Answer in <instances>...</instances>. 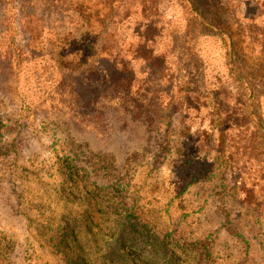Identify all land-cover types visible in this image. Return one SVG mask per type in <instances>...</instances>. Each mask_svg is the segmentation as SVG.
Returning <instances> with one entry per match:
<instances>
[{
	"label": "rangeland",
	"instance_id": "obj_1",
	"mask_svg": "<svg viewBox=\"0 0 264 264\" xmlns=\"http://www.w3.org/2000/svg\"><path fill=\"white\" fill-rule=\"evenodd\" d=\"M76 1L16 0L17 23L10 24L12 15L0 4V264H264V185L252 189L258 161L234 155L243 186L237 177L221 179L220 159L208 175L207 160L216 154L203 152L194 135L198 128L206 137L210 120L217 119L208 117L215 114L213 105L185 122L194 127L186 141L178 134L185 129L173 120V145L169 154L162 152L163 162L157 158L154 125L161 116L163 127L171 122L174 101L180 104L183 93L177 84L182 63L187 65L186 25L192 23L183 2L112 4L114 34L103 44H115L120 59L133 63L131 100L138 105L118 106L101 84L84 107L75 92L94 78L87 60L94 56L65 51L78 40L87 45ZM82 1L99 8L94 0ZM257 1L231 0V12L206 9L231 37L233 57L218 37L190 25L197 28L190 37L198 43L207 95L218 81L233 85L231 67L246 63L260 68L256 91L264 97V14L255 19ZM150 9L156 20L150 21ZM16 48L19 56L11 51ZM143 54L144 63L134 61ZM228 94L238 102L225 109L227 127L239 125L247 138L263 140L264 98L253 111L242 84ZM150 106L159 118L147 116ZM261 122L260 132L254 126ZM197 173L206 174L198 188ZM246 197L257 199V207ZM203 241L211 243L210 257L199 245Z\"/></svg>",
	"mask_w": 264,
	"mask_h": 264
},
{
	"label": "trees",
	"instance_id": "obj_2",
	"mask_svg": "<svg viewBox=\"0 0 264 264\" xmlns=\"http://www.w3.org/2000/svg\"><path fill=\"white\" fill-rule=\"evenodd\" d=\"M15 1L16 0H0V4L4 7L3 10L6 13H10L12 15V19H8L7 22L14 23L16 22L17 14L15 9ZM23 1V0H19ZM25 3L29 5L32 0H24ZM96 3L99 4V8L91 7L90 3L83 2L82 0H77L75 2V9L74 12L78 15L83 27L86 29V39L87 45L83 46V44L79 43L80 40L76 41L75 44L70 45L68 49H65L67 52L68 50H72V53H75V56H82L79 55V52L84 50L86 53H90L89 55L94 56L88 60V69L93 67V70L89 71V73H93L92 80H85L83 83H80V89L78 92H75L78 99L81 100L84 107H88L91 104L90 95L94 96L98 91L99 87L104 86L105 90L110 93L111 96H116L114 100L117 101L118 106L125 105L128 107H132L136 105V101L131 100V96L133 94V88L135 85V71L128 67L132 66V62L130 61H122L120 59L121 52L118 50V47L115 44L109 45V48L106 47L103 42L104 38L112 36L113 33V25L115 24L114 17L111 14V7L112 4L116 2V0H94ZM181 3L183 2L184 7L187 9L188 19L193 25L199 24L203 30L208 31L211 33L212 36L218 37L221 41H223V49L225 50V54L228 57H233L234 55V47L233 41L231 37L221 31L219 29L218 23L215 21L214 17H211L209 11L206 9H212L213 5L218 8L224 7L225 10L233 11L231 9V3L226 1L225 3L223 0H179ZM121 0L117 1L120 3ZM152 7V6H151ZM153 8V7H152ZM256 11L258 14L255 16V19H260L261 16L264 14V0H258L256 5ZM160 10V9H159ZM159 10H155L158 12ZM153 9H150L152 12ZM219 12V11H218ZM150 21H153L156 17V14H153ZM16 17V18H15ZM156 20V19H155ZM17 23V22H16ZM15 23V26L17 24ZM192 23H188L186 25L189 26V29L186 33V40L184 41L183 45V59L187 58V65L193 62L190 67L181 65V71L184 75H181L180 80L177 84V89L179 92L183 90L181 93L180 104L178 103V99L174 101V106L172 107V114L170 116L171 122H169L166 127L162 125L163 117H160L159 122L154 125V130L157 132L159 136V144H158V154L157 158L159 157L160 162H163L164 157L162 152L165 154H169V150L171 149L173 143L171 140L175 138V131L173 130L174 121L176 124H181L183 126L182 129H185V133L182 132L181 128L178 131V134H183L182 137L184 141L190 135L191 130L194 129L192 126L185 125L187 120L195 118L199 115L201 109L206 110V107L210 104L213 105V111L215 114H208V117L213 118L217 116L216 121L213 119L210 120L208 132H206V137L203 139L200 134L198 128L194 129V135L196 136V140L198 142V146L202 148L203 152L208 153H215L216 156L208 159V167L210 168L208 175L212 174L217 165L216 160L220 159L222 162V166L218 165L220 168V175L221 179H223L226 175L229 176L230 180L232 177H237L238 180L240 178L238 168H235L236 162H233L234 155L248 157L250 160H256L258 163L256 164V176L253 183L254 189L257 185L256 184H263L264 185V163H261L260 160L264 159V139L261 140L258 137H251L247 138L244 134L245 132L241 129L239 125H228V118L226 110L228 107L231 106L232 103L238 102L237 97L230 96L228 92L232 93L233 91L239 92V84L244 86V89L249 92L251 98L253 99V111H255V107L261 108V100L264 98L262 95H259V91L256 87L255 79H262L260 77V68L255 65L248 66L246 63L238 65H233L231 70H234L237 75V80L235 83L230 84V81H218L211 85L212 91L211 95H207V90L205 87V80L201 76V71H204V67L200 66L201 61L198 60V55L196 53V49L198 48V43H195V38L190 36L196 35L197 28L193 29L190 28ZM263 24V23H262ZM10 27V26H9ZM9 27L5 30V35L9 33ZM150 30H148L147 35L149 34ZM218 33V34H217ZM139 38V37H138ZM29 39V42H32ZM14 47V43L12 44ZM143 47L141 48V52ZM14 53L21 54L17 48L11 50ZM25 52V51H23ZM32 54V51L27 52ZM137 56V53H135ZM146 55V54H145ZM145 55H142L140 59H134V61L142 60L145 62ZM45 57L43 53H41L40 58ZM84 58V56H82ZM236 60V59H235ZM234 60V63H235ZM92 63V65H91ZM101 63L105 65H101ZM98 65V66H97ZM97 66V67H96ZM99 74L100 79L95 74ZM97 77V79L95 78ZM236 78H234L235 80ZM250 87V88H249ZM186 89V90H184ZM131 92V93H130ZM178 92V93H179ZM139 96V93H136ZM220 94V96H219ZM239 97V93H237ZM112 98V97H111ZM138 98V97H137ZM113 104V103H111ZM138 105V104H137ZM150 112L147 116H154L155 119L159 118V114L157 108H153L150 106L149 109L146 110ZM210 112V111H208ZM174 120V121H173ZM183 122V124L181 123ZM227 124V125H226ZM261 123H258L254 126V128L259 129L261 132ZM180 126V125H179ZM170 132L164 133V128H167ZM181 127V126H180ZM201 127H199L200 129ZM173 133V134H172ZM215 159V160H214ZM210 160V161H209ZM245 164V163H244ZM178 168L181 167V163L177 165ZM190 165L187 163L184 171L189 169ZM206 174H202L199 177V173L196 174L195 181L197 183V188L203 184L204 182H200L201 178ZM228 180V179H225ZM200 182V183H199ZM211 182V181H208ZM238 184L243 186V180L239 179ZM229 190V188H228ZM200 194V192H197ZM233 199H236L235 195L233 194ZM252 206L257 207V199H251L246 197ZM264 198V193L261 199ZM188 203H190L188 201ZM256 211L258 209H255ZM222 214L225 216L226 213L224 210L221 211ZM240 243V242H239ZM202 246L203 250H205V257H210L211 255V243L207 241H203L199 244Z\"/></svg>",
	"mask_w": 264,
	"mask_h": 264
}]
</instances>
